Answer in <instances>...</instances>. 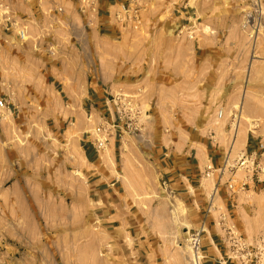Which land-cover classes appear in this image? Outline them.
<instances>
[{
	"label": "rangeland",
	"instance_id": "rangeland-1",
	"mask_svg": "<svg viewBox=\"0 0 264 264\" xmlns=\"http://www.w3.org/2000/svg\"><path fill=\"white\" fill-rule=\"evenodd\" d=\"M123 1L140 8L138 28L115 19L119 6L103 21L79 0H0V18L11 10L19 23L11 32L0 24V96L9 105L0 118V264H190L196 211L162 189L156 148L200 147L212 141L203 126L222 127L227 116L233 128L264 132V0ZM183 26H195L196 38L179 34ZM92 80L107 103L88 100ZM214 103L224 117L209 121ZM120 107L139 131L124 128ZM101 125L116 147L101 150L100 162L124 183L109 211L91 190L95 166L82 145ZM239 170L226 172L236 190L228 201L212 198L219 172L204 174L200 190L212 224L226 216L214 238L223 236L229 261L264 264V175L240 189L247 171Z\"/></svg>",
	"mask_w": 264,
	"mask_h": 264
},
{
	"label": "crops",
	"instance_id": "crops-1",
	"mask_svg": "<svg viewBox=\"0 0 264 264\" xmlns=\"http://www.w3.org/2000/svg\"><path fill=\"white\" fill-rule=\"evenodd\" d=\"M69 1L72 2V0ZM119 5L120 0H99L97 8L99 12H103L101 13L100 19L107 21L112 18V10ZM0 37L2 38L3 36ZM55 83L56 82H54V87H56ZM89 85L90 95L88 100H91L90 102L92 104L103 105L109 101L108 91L103 89L99 82L94 83L92 80L89 82ZM124 100V98H121V102ZM245 103L246 102L244 101V104ZM214 106L215 103L210 106L212 113L210 114V118H207L209 121H215L217 117H219V119L224 117V111L222 110L223 115L220 117L219 111L221 109H218V107L217 109H213ZM121 108L123 109V107H120L118 110H122ZM200 110L201 109L199 108L196 113L197 115L194 117L195 120L200 121L203 118ZM225 116L227 115L225 114ZM229 118L230 116L225 117L224 125L222 127H216L217 129H215V125H212L211 127H208V125L203 126L204 130H208L207 134H210L212 139L209 140H212L211 142H205L201 139L197 142L200 147H193L192 145H188L187 142L185 144L180 143L174 145L170 149H167V151L163 148H156V152H154L156 154L153 157V164L157 170L159 181L162 179L169 181V187L172 193L168 191L167 193L170 195H179L189 201L191 200V204L196 211V221L194 222V225H196V228H199L203 224L205 225L206 232L203 236V246L205 252L204 264H232V261H229L228 257H226V253H223L220 248V240H222L223 236L217 239L214 238V236H218L216 230L223 229L219 223V218L217 217L216 223L212 224V220L210 219L211 214L209 213L206 215L209 201L205 197L203 190L201 191L200 188L202 186L203 179H205L204 174L207 167L212 165L214 167V173L219 172L221 167L225 164L228 150L227 142L231 139L232 143H230L231 147L229 150V159L234 158L235 160H239L242 156L252 157L255 159L256 167L261 169L258 170L257 174L259 176L264 175V132L257 129V127H250L247 122H244V124L239 122L238 126L233 128V123ZM124 123L125 121H123V126ZM114 126L117 127L115 131L118 132L120 126ZM111 134L112 131L108 128L109 140L107 141L106 146L108 145L110 151L116 147V142L111 143ZM97 138L98 136L95 133H87L86 138L82 142L83 153L88 162L95 166L94 170L90 173V176H92L90 184L92 185L91 190H93V194L98 197L97 202L102 203L105 211H109L114 205L113 198L120 193L124 183L119 177L115 175L112 177L109 173V168L100 162L101 150L97 152L95 148ZM234 138L236 139L234 140ZM160 140H166V137L162 136L160 137ZM234 143L236 145H233ZM238 171L240 170L236 171L237 174L235 176H238ZM226 174L227 173L222 176L221 183H218V190L215 195H219L221 199L228 201L225 199V194L228 190L226 186H221V184L222 182L229 181L233 174H235V171L230 174V178L229 176L227 177ZM253 176L254 175H251L250 171H247L246 175L239 181L240 189L245 188L248 184H255ZM261 178V180H263L264 177ZM244 183H246L245 187H243ZM220 192L224 194V196H222ZM227 207L229 206L227 205ZM108 213L111 212H107V214ZM209 231L213 232L212 235L210 234V237H208Z\"/></svg>",
	"mask_w": 264,
	"mask_h": 264
},
{
	"label": "built area",
	"instance_id": "built-area-1",
	"mask_svg": "<svg viewBox=\"0 0 264 264\" xmlns=\"http://www.w3.org/2000/svg\"><path fill=\"white\" fill-rule=\"evenodd\" d=\"M81 4V12L85 13L87 11H94V9L98 10V3L99 0H79ZM120 10L115 13V19L121 23L124 27L125 26H131L134 29L138 28L142 22L141 19V13H140V8H131L130 4L126 3L125 1L120 2ZM8 10L9 7H6ZM0 20L2 22L0 24L4 25V30L7 32H11L12 30L15 29V26L19 25L18 20L15 17V14L12 13L10 10L9 12H5ZM185 29V31H184ZM2 29H0V34H1ZM185 32V33H184ZM25 30L23 26H19V31L17 35L21 38H25ZM179 34H186V36L190 39H195L196 38V30L195 26H183L179 30ZM8 102L5 98L0 96V118L3 115V112L5 109L8 108ZM223 111H219V116L222 117ZM118 118L121 122L125 121L124 125L126 126V129H128L129 132L132 131H139V126L137 125L136 121V115L131 111L127 110H120L118 112ZM98 138L96 139L95 143V148L98 151L102 150L105 148L106 143L108 141V128L106 127H98L96 129L95 133ZM230 159L229 157L226 159L225 164L221 169L219 170L220 175H224L226 172H230L232 174L233 171L239 170V169H245L246 171H250L253 175L255 173H258V170H261L260 168L256 167L255 159L249 156H242L241 159L237 160L236 164L229 165ZM205 175L210 178L212 175H214V167L212 165H209L206 169ZM246 186V183L243 184V187ZM161 187L164 189L166 192L172 193L170 187H169V181L162 179L161 180ZM218 190V186L215 187L214 192ZM227 190L230 191L231 193L235 192V182L233 179H230L227 182ZM231 195V194H230ZM211 212V209L209 208L206 212V215H208ZM222 220H226V216L224 215L223 218H219V223H222ZM226 230L231 231V234H233L232 228H227ZM206 232L205 230V225L203 224L199 228L194 229L193 231H190L189 233V238L188 242L190 245V250H191V256H190V264H204V259H205V252H204V246H203V236L204 233Z\"/></svg>",
	"mask_w": 264,
	"mask_h": 264
},
{
	"label": "bare ground",
	"instance_id": "bare-ground-1",
	"mask_svg": "<svg viewBox=\"0 0 264 264\" xmlns=\"http://www.w3.org/2000/svg\"><path fill=\"white\" fill-rule=\"evenodd\" d=\"M237 124V123H236ZM237 126H238V124H237ZM236 128V127H235ZM239 134V133H238ZM235 135V134H234ZM236 138H234V140H235ZM235 142V141H234ZM233 145H236L235 143L233 144ZM232 145V146H233ZM233 149V148H232ZM232 156V155H231ZM231 160V159H230ZM215 196V192H213V195H212V198Z\"/></svg>",
	"mask_w": 264,
	"mask_h": 264
}]
</instances>
